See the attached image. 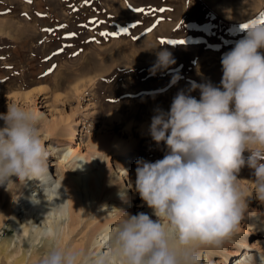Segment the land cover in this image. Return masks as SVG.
I'll list each match as a JSON object with an SVG mask.
<instances>
[{
  "label": "rangeland",
  "instance_id": "obj_1",
  "mask_svg": "<svg viewBox=\"0 0 264 264\" xmlns=\"http://www.w3.org/2000/svg\"><path fill=\"white\" fill-rule=\"evenodd\" d=\"M262 13L264 0H0V113L14 104L41 117L37 126L50 175L66 172L48 145L59 153L69 146L90 162L99 155L114 189L120 183L117 164L132 172L134 185L137 159L154 162L166 151L149 135L154 110L168 111L179 91L199 99L198 89L189 92L193 82L218 86L222 55L244 36L241 25L259 21ZM174 40L183 43H163ZM161 49L174 59L166 69L153 67ZM92 142L102 144L97 153ZM240 173L250 179V198L237 180L247 208L219 245H199L200 264H234L245 252L249 264H264V202L255 198L252 170L245 166ZM18 203L19 197L0 227V264H27L19 257L34 248L28 238L22 252H10L17 260L4 248L19 238L11 220H21ZM117 203L118 210L130 203L132 215L148 208L138 193ZM106 207L92 208L89 217L102 213L95 223L110 217L102 212ZM98 256L99 250L88 263Z\"/></svg>",
  "mask_w": 264,
  "mask_h": 264
},
{
  "label": "clouds",
  "instance_id": "obj_2",
  "mask_svg": "<svg viewBox=\"0 0 264 264\" xmlns=\"http://www.w3.org/2000/svg\"><path fill=\"white\" fill-rule=\"evenodd\" d=\"M244 31L221 57L218 86L193 82L189 92L198 89L199 99L179 91L168 111L154 110L149 135L166 151L154 162L137 159L134 190L155 219L123 211L107 233L111 257L98 264H200L196 248L219 245L247 208L237 186L242 167L252 170L255 198L264 202V24ZM155 55L154 68L174 63L167 49ZM40 118L14 104L0 113V185L6 189L13 176L39 181L45 195L52 188ZM118 196L123 199V191ZM39 264L83 261L81 253L54 247Z\"/></svg>",
  "mask_w": 264,
  "mask_h": 264
},
{
  "label": "bare ground",
  "instance_id": "obj_3",
  "mask_svg": "<svg viewBox=\"0 0 264 264\" xmlns=\"http://www.w3.org/2000/svg\"><path fill=\"white\" fill-rule=\"evenodd\" d=\"M6 31L8 30L6 29ZM2 124L3 122L0 121V126ZM70 130L67 131L73 135ZM100 144L91 143L95 153H97L96 148L102 146ZM48 148L52 154L57 155V158H59L58 163L65 167L66 173L62 174L59 172L55 175L56 179H54V175H50L54 183L47 195H45L39 181L36 180H26L23 183L17 180L10 190H8L10 182L6 190L5 186L0 185V227L11 216V210L16 204L17 197L20 199V203L17 204V210L21 211V220L11 217L12 221H17L19 238H15L11 244L7 243L4 245L8 252L7 255L17 260L10 252H22L27 246L28 238H30L34 248L27 257L22 252L18 263L39 264L43 256L54 247L81 253L83 264H98V261L109 259L113 248L111 241L107 239V233L109 229L115 227L123 219L124 212L131 214V210L128 209L130 208V203H124L127 208L118 210L117 204L119 203L117 201L121 197L116 194L123 191V198H129L131 195L136 194L134 185H132L130 180L133 175L132 172H127L124 170L125 166L117 164L120 183H118V186L116 185L117 189H114L113 186L106 183L105 174L107 172L105 173L100 169L99 155L90 162L87 155H82L69 146L66 148V153H63V151L59 153L51 145H48ZM149 160V156H147V161ZM14 178L15 176L10 179ZM124 178L127 179V184L122 180ZM98 181L100 182L99 186H97ZM238 181L243 187L245 197L250 198L252 195L250 192V179L239 172ZM130 190H133L132 194H130ZM99 199H103L99 206L107 205L102 212L105 215H110V217L95 223L96 218H99L102 213H97L94 218H90L89 214L92 208L99 207L95 206V203L100 201ZM106 200L109 201L106 202ZM141 205L142 203H137L135 206ZM109 208H112L113 212L115 211L113 215ZM143 213H147L152 219H155L152 216L151 209L148 210L147 208ZM259 223L262 225L261 221ZM7 232H12V230L7 229ZM207 245L206 248H208ZM199 247L196 248L197 254L199 253ZM97 250H99L97 260L93 263H88L91 255ZM246 255L247 252L244 255H240L234 264H249L248 260H245ZM207 260L205 264H209Z\"/></svg>",
  "mask_w": 264,
  "mask_h": 264
},
{
  "label": "snow or ice",
  "instance_id": "obj_4",
  "mask_svg": "<svg viewBox=\"0 0 264 264\" xmlns=\"http://www.w3.org/2000/svg\"><path fill=\"white\" fill-rule=\"evenodd\" d=\"M29 2H31V0H29ZM252 23L253 24H255V23H262V24H264V13L261 14V19L259 21H252ZM248 26H249V24H242L241 25V28L242 29H247ZM69 35H74V34H69ZM163 43L180 44V43H183V41L182 40H174V41H167V42H163ZM74 55H75V53H74ZM49 71H51V69Z\"/></svg>",
  "mask_w": 264,
  "mask_h": 264
}]
</instances>
